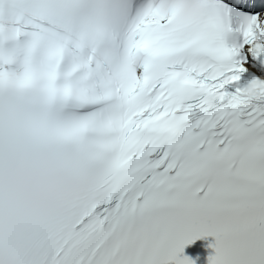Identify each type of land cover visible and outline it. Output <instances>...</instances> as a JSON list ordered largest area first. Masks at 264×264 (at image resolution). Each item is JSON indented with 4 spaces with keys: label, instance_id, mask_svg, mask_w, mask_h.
Listing matches in <instances>:
<instances>
[{
    "label": "snow or ice",
    "instance_id": "obj_1",
    "mask_svg": "<svg viewBox=\"0 0 264 264\" xmlns=\"http://www.w3.org/2000/svg\"><path fill=\"white\" fill-rule=\"evenodd\" d=\"M264 264V0H0V264Z\"/></svg>",
    "mask_w": 264,
    "mask_h": 264
}]
</instances>
